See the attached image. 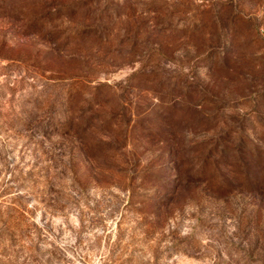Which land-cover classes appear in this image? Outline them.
I'll return each mask as SVG.
<instances>
[{
	"label": "rangeland",
	"instance_id": "1",
	"mask_svg": "<svg viewBox=\"0 0 264 264\" xmlns=\"http://www.w3.org/2000/svg\"><path fill=\"white\" fill-rule=\"evenodd\" d=\"M73 1L0 0V264H264V0Z\"/></svg>",
	"mask_w": 264,
	"mask_h": 264
},
{
	"label": "trees",
	"instance_id": "2",
	"mask_svg": "<svg viewBox=\"0 0 264 264\" xmlns=\"http://www.w3.org/2000/svg\"><path fill=\"white\" fill-rule=\"evenodd\" d=\"M99 1H102V0H74L72 3H67V4L63 5L64 7L70 9L69 10V12L71 11L70 13H67L68 11H64V12L59 11V12H61L60 15L62 18L69 20L70 18H72L73 13L77 11V5L79 3L80 4L81 3L93 4V3H96ZM63 6H58L56 9L63 10L62 9ZM91 6H94V5H91ZM147 8H148L147 9L148 12H155V14H154L155 19H154V23H153L155 27L157 26V28H159L160 30H167V29H170L172 27H176L175 26L176 23H173L174 19H173V15L171 14V12L170 13L169 12L168 13L163 12L162 14H159V13L157 14V10L154 11L155 9H152V6H149ZM84 19L88 20L87 23L85 24V23L80 22L79 26H88L89 27L88 30L93 31V33H96L99 25L103 24V22H104L103 21L104 19H103L101 14L97 17L96 16L94 17L92 15H90V16L85 15ZM106 19H108V21H110L111 18L107 17ZM85 20H84V22H85ZM196 24H197V22H196ZM78 32L79 31H76V33H78ZM100 36H102V35L99 34V37ZM70 79L74 83H79L81 85H85L86 83L88 84V82L90 81V79H88V77H86L84 75H78L76 73L71 75ZM176 103H172V107H174ZM95 105H97V103ZM220 130H223V129H220ZM243 132H244V129H242L241 127L228 128L226 131V137H225L226 141L220 144L219 155H222L227 149H230L231 147H234V146L236 147L237 144L239 145V147H237V148L241 152H243V147L248 148V152H251L255 156L246 157L244 164H246V166L250 165L252 168L248 169V170H242L241 171L242 174L239 175L240 176L239 178L246 181L247 184H249V185L259 186V187H256V189L262 188V190H264V181L262 182L259 179V174L264 171V150L260 149V147L258 146L257 143H253V146H251L249 143H247L246 136H244ZM216 148L218 149V146ZM256 154H261L262 159H259V156H257ZM256 159H257L259 164L262 163V166H260L258 164V166L254 168V163H255ZM228 164H231V163H228ZM205 167H206V165H205ZM205 167H203L204 168L203 170H205ZM237 176L238 175L234 176V178H237Z\"/></svg>",
	"mask_w": 264,
	"mask_h": 264
}]
</instances>
